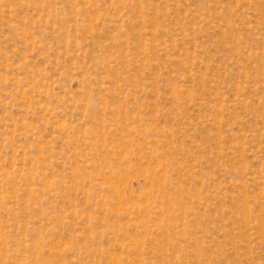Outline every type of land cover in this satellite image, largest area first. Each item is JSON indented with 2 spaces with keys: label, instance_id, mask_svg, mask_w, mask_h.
Segmentation results:
<instances>
[{
  "label": "rangeland",
  "instance_id": "1",
  "mask_svg": "<svg viewBox=\"0 0 264 264\" xmlns=\"http://www.w3.org/2000/svg\"><path fill=\"white\" fill-rule=\"evenodd\" d=\"M0 264H264V0H0Z\"/></svg>",
  "mask_w": 264,
  "mask_h": 264
}]
</instances>
